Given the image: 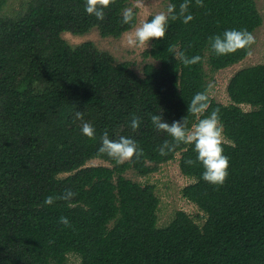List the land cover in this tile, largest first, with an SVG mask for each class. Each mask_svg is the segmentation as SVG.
<instances>
[{
	"label": "trees",
	"instance_id": "trees-1",
	"mask_svg": "<svg viewBox=\"0 0 264 264\" xmlns=\"http://www.w3.org/2000/svg\"><path fill=\"white\" fill-rule=\"evenodd\" d=\"M86 2L28 0L17 15L0 14V264H69L72 255L81 264H264V62L230 78L228 105L210 98L205 71L225 70L248 56L250 47L215 55L209 37L229 29L253 34L263 22L255 1L198 6L190 0L193 19L169 20L165 37L152 40L142 55L158 65L146 64L141 77L91 42L71 46L62 39L92 30L117 39L137 24V8L133 20L122 23L127 0H110L102 21L85 13ZM165 2L178 10L183 0ZM181 54L201 60L186 66ZM197 92L208 95L203 114L188 110ZM215 109L229 157L220 186L201 178L191 144L176 143L161 156L160 146L174 141L151 121L160 112L169 124L185 118L191 129ZM76 112L94 125V138L81 134ZM133 117L140 120L135 130ZM105 131L111 139H133L143 155L117 164L99 153ZM176 154L181 175L191 181L182 196L197 206L201 222L177 212L158 227L154 187L124 174L148 176ZM89 161L108 165L86 166ZM66 189L76 193L70 203L42 204ZM61 216L71 227L59 223Z\"/></svg>",
	"mask_w": 264,
	"mask_h": 264
},
{
	"label": "clouds",
	"instance_id": "clouds-1",
	"mask_svg": "<svg viewBox=\"0 0 264 264\" xmlns=\"http://www.w3.org/2000/svg\"><path fill=\"white\" fill-rule=\"evenodd\" d=\"M110 0H87L84 11L86 14L94 16L96 20L104 19V9ZM198 6H203V0H196ZM190 0H183L179 9L177 5L169 2L165 10L153 15L150 20H146L137 27L133 34L127 37L126 43L129 47L148 46L152 40L163 39L169 27V20L182 17V22L188 24L192 19V14L188 11ZM99 5V6H98ZM131 8L125 9L122 14V23L129 24L133 20ZM253 34L246 29H229L221 35L209 37V47L215 55L223 56L235 53L237 50L249 48L254 44ZM181 60L186 65H193L201 60L200 56L187 58L181 54ZM209 108V100L206 92H197L188 105V110L193 114H203ZM76 119L81 121L80 132L83 136L91 139L95 137L96 129L94 125L84 120L81 112L75 113ZM151 121L157 130L166 132L172 137L174 143L165 141L159 148L161 156L171 152L176 143H186L193 146L196 153L195 163H199L203 168L201 178L213 186L223 185L229 175V157L224 154L223 144L226 142L224 135V125L220 118L219 109L212 110L207 116L199 119L191 129L186 127L187 121H173L171 124L164 121L160 112L151 116ZM133 130L140 126V120L133 117L130 121ZM101 154L115 160L117 164L123 163L133 157L139 159L143 153L136 141L131 138L120 136L118 139H111L108 132L101 136V146L98 149ZM191 165L193 160L186 161ZM76 193L71 189H66L61 195H49L45 197L42 204L52 206L58 200L70 203ZM59 223L65 227H71V223L66 216L59 218Z\"/></svg>",
	"mask_w": 264,
	"mask_h": 264
},
{
	"label": "rangeland",
	"instance_id": "rangeland-1",
	"mask_svg": "<svg viewBox=\"0 0 264 264\" xmlns=\"http://www.w3.org/2000/svg\"><path fill=\"white\" fill-rule=\"evenodd\" d=\"M28 0H0V14L10 17L17 15L23 10V2ZM130 8H137V24L134 29L124 33L117 39L101 38L96 30H92L83 36H73L69 33L61 35L71 46H77L85 42H91L101 51L110 54L114 64L129 63L132 71L141 77L142 69L146 64L157 66V62L151 59L143 58V53L151 47V41L148 46L129 47L126 43L127 37L134 33L135 29L143 22L149 20L153 15L165 10L167 3L165 0H127ZM256 8L262 17V25L253 36L254 44L250 46L248 56L239 64L225 70L210 73L206 67L207 85L210 98L216 103L228 105L229 100L226 93L227 84L230 78L239 70L255 66L264 62V0H254ZM244 111H249V107H242ZM180 154H176L175 159L166 164L160 165L155 173L145 177H140L132 170L127 171L124 176L132 182L140 185H151L159 200L157 210L158 227L166 226L173 218L175 213L184 212L193 218L196 223L201 220L197 215H201L197 206L186 200L182 196V190L187 187L191 181L181 175L178 167ZM128 161V160H127ZM125 162V161H124ZM107 166L108 164L100 161H89L86 166ZM69 264H81L80 260L72 255L68 257Z\"/></svg>",
	"mask_w": 264,
	"mask_h": 264
}]
</instances>
